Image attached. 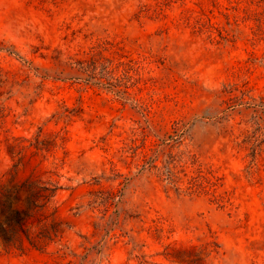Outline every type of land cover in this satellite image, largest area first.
<instances>
[{
	"label": "rangeland",
	"instance_id": "1",
	"mask_svg": "<svg viewBox=\"0 0 264 264\" xmlns=\"http://www.w3.org/2000/svg\"><path fill=\"white\" fill-rule=\"evenodd\" d=\"M27 178L60 238L0 264H264V0H0V189Z\"/></svg>",
	"mask_w": 264,
	"mask_h": 264
},
{
	"label": "trees",
	"instance_id": "2",
	"mask_svg": "<svg viewBox=\"0 0 264 264\" xmlns=\"http://www.w3.org/2000/svg\"><path fill=\"white\" fill-rule=\"evenodd\" d=\"M169 3L172 0H162ZM100 53H98L99 55ZM107 58L91 59L87 70L93 75L97 66L103 70L108 85H112L113 76L125 63ZM125 73L123 72V75ZM90 78L95 79L94 76ZM113 86V85H112ZM153 167H155L153 165ZM164 180L174 182V173L167 167ZM190 183L187 190L198 187ZM57 188L51 184L33 180L10 182L0 189V247L8 251L24 254L33 249L42 251L60 238L56 211L51 210Z\"/></svg>",
	"mask_w": 264,
	"mask_h": 264
}]
</instances>
